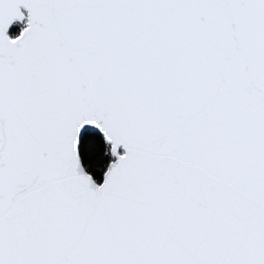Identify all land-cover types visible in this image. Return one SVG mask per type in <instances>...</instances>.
<instances>
[{
	"label": "snow or ice",
	"instance_id": "1",
	"mask_svg": "<svg viewBox=\"0 0 264 264\" xmlns=\"http://www.w3.org/2000/svg\"><path fill=\"white\" fill-rule=\"evenodd\" d=\"M0 264H264V0H0Z\"/></svg>",
	"mask_w": 264,
	"mask_h": 264
}]
</instances>
